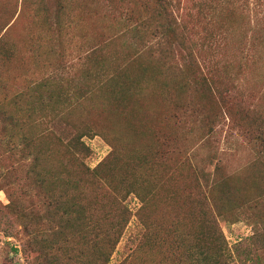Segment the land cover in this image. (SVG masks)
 I'll return each instance as SVG.
<instances>
[{"label":"rangeland","instance_id":"rangeland-1","mask_svg":"<svg viewBox=\"0 0 264 264\" xmlns=\"http://www.w3.org/2000/svg\"><path fill=\"white\" fill-rule=\"evenodd\" d=\"M130 1L61 0L65 5L64 19L67 15L68 20L69 15L75 17V8L80 19L75 26V18H70L69 27L59 35L56 30L41 29L35 14L39 2L52 6L55 0H0V62L6 63L4 77L13 87H19L29 80L27 72L33 65L39 67L38 73L42 72L45 63H41L46 58L47 62H65L73 75L78 44L88 54L94 44L114 41L111 55L127 57L132 62L126 65V70L121 65V73L128 70L134 75L139 73V82L133 83L129 108L135 111L136 119L127 120L126 108L122 111V120H118L115 113L100 103L91 104V100L101 102L102 97H96L79 110L74 111L72 106L71 118L58 123L57 128L68 134L75 132L74 124L80 127L96 124L101 134L83 138L89 146L85 164L93 169L117 149L118 159L109 170L110 176L116 171L125 176L123 180L135 183L126 175L139 179L142 174L143 178L135 183L138 187L155 182L144 218L156 223L166 220L169 190L176 191L175 185L181 189L176 193L179 200L185 185L187 188L194 185L190 192L196 199L208 193L207 184L211 180L227 179L239 185L243 191L238 193L240 207L233 206L237 193L230 191L226 213L218 215L214 211V214L227 241L230 262L249 264L244 253L253 229L246 218L255 208L253 204L252 207L245 204L254 198L257 187L261 186L260 177H264L260 159L248 168L255 157H261L256 150L259 130L249 125L257 121V128L258 123H264V3L171 0L173 16L185 25L187 45L195 55L177 46L173 55L164 58L155 41L150 45L147 42L136 45L139 32L134 23L138 20L137 10L141 11L142 7L138 5L140 0ZM141 71L146 74L143 76ZM208 128L213 130L208 132ZM143 154L148 157L146 163L134 169L136 157ZM181 164L186 166L176 168L175 180L166 182L169 175L164 171ZM122 186L125 191L130 188ZM122 192L117 195L119 199ZM7 201L4 190H0V206ZM122 202L131 217L108 264L130 261L145 234L153 230L139 216L143 202L136 192L129 191ZM261 212L258 211L259 215ZM20 230L19 226L0 229V264H29L37 255L36 246ZM146 252H150L145 255L149 258L147 263L162 264V258L151 249L147 248ZM166 264H170L169 260Z\"/></svg>","mask_w":264,"mask_h":264},{"label":"trees","instance_id":"trees-1","mask_svg":"<svg viewBox=\"0 0 264 264\" xmlns=\"http://www.w3.org/2000/svg\"><path fill=\"white\" fill-rule=\"evenodd\" d=\"M140 2L138 5L142 10H137L138 20L134 24L142 34L135 37L136 45L138 42L150 45L155 41L164 58L173 55L177 46L186 49L191 56L195 55L193 48L187 45L185 25L173 16L171 0ZM254 2L264 3V0ZM64 9L61 0H55L52 6L48 2H39L35 14L40 28L56 30L60 35L69 27L70 18H75L76 26L80 19L76 8L75 17L69 15V20L68 15L64 19ZM54 43H57L56 38ZM113 44L112 40L96 43L88 54H84L82 45L78 44L73 75L65 62H47L49 59L46 58L41 63H45L42 72L38 73L39 67L33 65L27 72L29 80L19 87H13L12 82L5 79L6 63L0 62V190H4L8 200L0 206V229L19 226L23 236L36 246L37 255L29 264H108L131 217L122 199L129 191H134L143 202L139 216L143 224L153 230L145 234L130 261L120 264H146L149 258L145 255L150 253L146 252L147 248L162 258V264L167 260L170 264L173 260L175 264H232L227 241L214 211L218 215L226 213L230 191L237 193L233 206L240 207L241 195L238 193L243 191L239 185L227 179L211 180L207 184L208 193L202 194L200 199L190 192L194 185L188 188L185 185L181 200L176 195L181 189L175 185L173 190L176 191L169 190V203L165 206L167 218L156 223L151 218H144L155 182L138 187L135 183L143 178L142 174L139 179L126 175L135 183L123 180L125 176L116 171L113 177L110 176L109 170L118 159L117 149L93 169L85 164L89 146L83 138L101 134L96 124H84L83 127L74 124L75 132L68 134L57 128L58 123L71 118L72 106L74 111L79 110L96 97H102L104 104L97 100H91V104L100 103L115 113L118 120H122V111L126 108L127 120L136 119L135 111L129 108L135 88L133 83L139 82V73L134 75L133 71L128 73L129 70L121 73L119 67L123 65L126 70L132 62L127 61V57L114 58L111 55ZM47 55L49 57V53ZM255 123L257 121L249 126L259 130L256 150L261 157H255V162L248 168L257 164L258 159L264 166V123H258L257 128ZM212 128H208V132ZM147 159L146 154L137 156L133 168L140 169ZM179 166L186 164L164 171L169 175L166 182L174 178ZM260 178L261 186L257 187L254 198L245 204L249 203V207L253 204L255 208L246 218L253 229L244 253L249 264H264V177ZM122 184L130 188L125 191ZM121 192L119 199L117 195ZM259 210H262L260 215Z\"/></svg>","mask_w":264,"mask_h":264}]
</instances>
